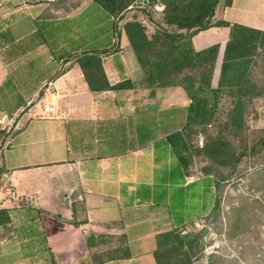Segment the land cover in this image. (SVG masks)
Returning <instances> with one entry per match:
<instances>
[{
    "label": "crops",
    "instance_id": "crops-1",
    "mask_svg": "<svg viewBox=\"0 0 264 264\" xmlns=\"http://www.w3.org/2000/svg\"><path fill=\"white\" fill-rule=\"evenodd\" d=\"M123 15L114 32L93 0H0V111L21 116L0 144V207L10 216L0 264H156V236L215 204L216 179L185 169L166 138L184 125L189 97L179 85L145 82L122 27L137 18L151 34L157 23L145 11ZM218 19L264 30V0L219 5ZM228 36L229 27L211 26L191 37L195 51L218 44L212 90ZM84 49L106 50L109 83L133 86L91 91L76 62ZM48 80L52 97L40 89Z\"/></svg>",
    "mask_w": 264,
    "mask_h": 264
},
{
    "label": "trees",
    "instance_id": "trees-1",
    "mask_svg": "<svg viewBox=\"0 0 264 264\" xmlns=\"http://www.w3.org/2000/svg\"><path fill=\"white\" fill-rule=\"evenodd\" d=\"M98 7L113 17L112 30L115 32L114 18L120 17L134 0H93ZM233 0H148L149 4L161 2L163 5L160 20L151 34L144 23L137 18L126 20L122 27L136 59L144 72L145 82L150 86H181L190 99L184 125L170 132L166 138L171 144L177 159L187 169L191 154L189 146L196 129L209 124L214 115L216 103H211L206 92L231 98L229 125L240 126L244 120L245 104L260 96L264 91V78L254 80L252 72L257 60L264 51V30L223 19L213 21L219 5L229 6ZM147 3V4H148ZM139 5V4H138ZM150 16V15H149ZM163 24V25H162ZM165 25V26H164ZM174 26L183 32L168 29ZM211 26L229 27V36L223 51L218 88L210 89L213 64L218 44L201 51H195L191 37ZM106 50L84 49L76 56L84 78L91 91L116 90L132 87L130 80L110 84L102 66V55ZM199 69V78L184 71ZM10 83V79L5 81ZM13 133V132H12ZM0 126V144L12 135ZM229 143L220 138H209L204 151L234 155ZM239 156L235 158L238 161ZM205 174H210L206 172ZM1 183V182H0ZM217 200L212 210L215 208ZM211 210V211H212ZM10 220L8 210L0 207V227ZM200 233L182 232L171 229L156 236L153 256L156 264H192V258L200 249Z\"/></svg>",
    "mask_w": 264,
    "mask_h": 264
},
{
    "label": "rangeland",
    "instance_id": "rangeland-1",
    "mask_svg": "<svg viewBox=\"0 0 264 264\" xmlns=\"http://www.w3.org/2000/svg\"><path fill=\"white\" fill-rule=\"evenodd\" d=\"M133 5L124 9L114 22L124 19L123 14L130 10L145 11L150 21L159 22L160 14L154 4ZM89 11L84 9L72 17V22L86 17ZM168 29L183 32L174 26ZM189 72L196 74L199 69ZM251 76L254 80L264 78L263 50ZM206 96L216 107L209 124L199 126L192 136L189 165L192 172H209L216 179L217 204L207 216L182 228V232L201 235L200 249L192 264H264V91L246 102L240 126L229 125L232 107L229 96L215 97L212 92H206ZM215 137L227 141L234 155L228 151L223 154L204 151V143Z\"/></svg>",
    "mask_w": 264,
    "mask_h": 264
},
{
    "label": "built area",
    "instance_id": "built-area-1",
    "mask_svg": "<svg viewBox=\"0 0 264 264\" xmlns=\"http://www.w3.org/2000/svg\"><path fill=\"white\" fill-rule=\"evenodd\" d=\"M42 2L46 3V4H51L56 2L57 0H41ZM143 4H147L148 0H144L142 2ZM156 9L159 8H163V5L160 2H157L154 4ZM133 4L129 5L128 8H132ZM119 17H116V19H118ZM62 60H60L59 63H61ZM41 91L43 92L44 95H50L51 97L54 95L55 93V88L53 86V83L48 80L43 82V84L41 85ZM30 103V101L28 102ZM43 111L44 113H50L52 111V104L51 103H44L43 104ZM21 114V113H20ZM20 115L18 114H8L6 112L0 111V126L4 127L6 129V132H8L9 134H11L14 130H17L20 128ZM4 241V238L2 236V231L0 228V244H2Z\"/></svg>",
    "mask_w": 264,
    "mask_h": 264
}]
</instances>
